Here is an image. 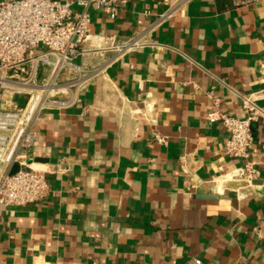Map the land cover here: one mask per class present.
<instances>
[{
    "label": "crops",
    "instance_id": "1",
    "mask_svg": "<svg viewBox=\"0 0 264 264\" xmlns=\"http://www.w3.org/2000/svg\"><path fill=\"white\" fill-rule=\"evenodd\" d=\"M178 1L118 0L114 20L86 7L92 35L145 45L80 57L94 75L54 96L70 107L42 112L27 155L49 193L0 206V264H264V119L239 198L211 184L243 163L206 120L215 105L242 118L239 95L264 110V0H187L158 23ZM27 98L0 87L1 110Z\"/></svg>",
    "mask_w": 264,
    "mask_h": 264
},
{
    "label": "built area",
    "instance_id": "2",
    "mask_svg": "<svg viewBox=\"0 0 264 264\" xmlns=\"http://www.w3.org/2000/svg\"><path fill=\"white\" fill-rule=\"evenodd\" d=\"M187 0H179L172 9L158 18V23L173 15ZM118 0H0V87L24 91L28 98L21 107L0 109V206L24 207L43 200L49 193L44 174L33 170L27 151L36 140L35 125L43 111L62 110L70 107L72 98L61 100L54 96L70 89L74 83L91 78L95 70L78 62L85 54L96 51H114L123 56L145 44L138 38L116 44L112 39L90 33V16L85 11L92 6L109 20H114L118 11ZM76 4L84 7L75 11ZM156 23V25L158 24ZM90 49H84L85 43ZM102 42H106L100 48ZM39 50H42L39 52ZM64 71L76 74L75 81L61 84ZM43 75L40 78V75ZM242 102V118L224 114L214 107L206 115L212 124L219 122L228 138L224 154L243 164L211 181L222 193V187L232 189L236 197L244 195L254 176L249 163L252 145L251 124L264 119V110L247 97L239 95ZM216 104V101H214ZM159 144L166 139L155 136ZM16 165L14 173L10 172ZM230 184V185H229ZM231 184H237L238 187ZM195 261V264H199Z\"/></svg>",
    "mask_w": 264,
    "mask_h": 264
},
{
    "label": "rangeland",
    "instance_id": "3",
    "mask_svg": "<svg viewBox=\"0 0 264 264\" xmlns=\"http://www.w3.org/2000/svg\"><path fill=\"white\" fill-rule=\"evenodd\" d=\"M42 51V50H39V52Z\"/></svg>",
    "mask_w": 264,
    "mask_h": 264
},
{
    "label": "water",
    "instance_id": "4",
    "mask_svg": "<svg viewBox=\"0 0 264 264\" xmlns=\"http://www.w3.org/2000/svg\"><path fill=\"white\" fill-rule=\"evenodd\" d=\"M15 171H16V170H15ZM15 171H14V172H15ZM14 172H12V173H14Z\"/></svg>",
    "mask_w": 264,
    "mask_h": 264
}]
</instances>
